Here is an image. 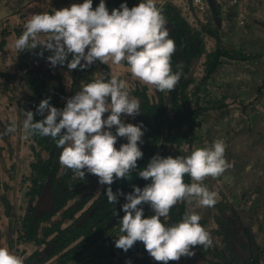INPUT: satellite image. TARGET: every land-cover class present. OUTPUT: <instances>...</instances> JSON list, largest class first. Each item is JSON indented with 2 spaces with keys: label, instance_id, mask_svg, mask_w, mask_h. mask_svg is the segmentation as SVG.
Segmentation results:
<instances>
[{
  "label": "clouds",
  "instance_id": "1",
  "mask_svg": "<svg viewBox=\"0 0 264 264\" xmlns=\"http://www.w3.org/2000/svg\"><path fill=\"white\" fill-rule=\"evenodd\" d=\"M38 46L52 53L47 60L53 67L66 63L69 70H84L96 61L126 63L132 76L159 92L173 91L182 74V64L173 71L172 57L177 46L169 38L167 20L156 0H140L131 8L122 3L111 12L104 0L95 9L92 0H83L51 13H34L14 41V48L23 52ZM139 113L140 101L130 95L126 80L96 73L91 82L66 100L62 109L45 98L35 113L25 111L22 129L25 138L51 137L61 149L60 164L80 179L87 172L97 176L100 185H108L105 195L110 204L124 196L127 202L121 206L124 215L120 218V235L114 242L116 248L127 252L139 241L155 261L168 264L182 256L191 257V249L197 245L210 247L212 239L195 212L185 213L171 225L161 218H167L171 208L181 201L214 206L218 194L203 181L219 177L232 165L225 158L224 142L217 139L187 156L154 155L137 173L150 183L143 188L134 185L128 194L119 189L113 193L110 186L116 179L127 178L143 157L138 146V142L142 143L143 126L121 120L122 114L134 117ZM35 115L43 118L36 120ZM14 130L15 125L7 129ZM118 137L127 140L119 149L115 147ZM185 175L191 183L184 182ZM142 204H149L154 214L145 217ZM0 264L24 262L0 246Z\"/></svg>",
  "mask_w": 264,
  "mask_h": 264
},
{
  "label": "trees",
  "instance_id": "2",
  "mask_svg": "<svg viewBox=\"0 0 264 264\" xmlns=\"http://www.w3.org/2000/svg\"><path fill=\"white\" fill-rule=\"evenodd\" d=\"M99 2L100 0H92L94 9ZM104 2L111 12L113 8L119 9L122 3L131 8L140 0H104ZM161 9L167 20L169 38L173 39L177 46L176 53L172 57V68L175 72L177 66L182 64V74L173 91L159 92L154 88L156 99H151L147 95L145 86H135L132 89L133 97L140 101V113L124 122L143 126L142 143L138 142L143 157L137 161V169L127 178L115 180L110 186L113 193H116L118 189L124 194L131 193L133 186L142 179L138 176V171L146 167L154 155L167 157L170 153L176 152L180 156H186L195 149L198 140L205 139L204 134L197 128L201 123L199 119L202 115L201 111L223 108L225 104L221 101H217L216 104L211 99L204 100L201 96L206 92L203 84H206L220 70L223 62L244 59L242 52L227 48L221 43H217L213 50L205 48L201 32L191 29L175 5L167 3ZM205 33L215 34L211 29H206ZM41 52L43 55L39 54ZM27 53L28 49L20 52L19 67L22 69L27 68L28 63L33 64L37 60L40 62L47 58L45 50L36 48L31 50L28 61H25L23 57ZM202 57L203 73L199 80L194 82L195 78L190 74V68L194 66L197 59ZM97 69L98 66L93 63L84 70L79 68L71 70L72 83L69 92L65 91L58 73L51 74L47 70L43 75L40 72L28 70L29 94L25 102L27 110L35 113L36 107L45 98H50L52 106L62 109L68 98L80 90L84 84L91 82ZM100 69L105 75L106 66L100 63ZM238 100L241 107L243 101L241 98ZM105 115L107 116V113ZM42 118L39 115L34 116L36 120ZM230 125L223 130L231 132ZM112 131L115 132V126ZM32 138L34 145L31 149L34 159L29 164L28 175L24 177V180H28L29 183L26 192L29 204L21 214L12 215V231L16 232L17 237L15 239L10 237V246H13L15 242L32 241L37 245H43L41 249L27 256L23 261L24 264H43L51 259L54 264H110L111 256L114 255L115 239L120 235V219L109 228H106V223L126 202L124 196H119L117 203L110 204L105 195V189L109 186L104 185L100 193L94 197L97 176L87 173L84 179H80L72 170L60 164L61 149L56 146L51 137L34 135ZM118 138L120 145L127 143L126 138ZM200 147H204L203 144H200ZM227 161L231 164L229 159ZM223 175L224 173L216 178H222ZM214 180L210 177L209 183ZM150 182V180H144L141 188ZM184 182L191 183L192 180L185 175ZM219 194L220 199L217 202L229 205L226 194L223 191H219ZM140 207L143 208L145 217L154 214L149 204H142ZM186 207L188 206L184 201L178 202L171 208L167 218H161L162 222L167 225L179 222L188 212ZM231 208V213L226 218L225 230L221 231L219 228L214 230L218 236L225 237V245L218 250L217 247L202 246L199 247L201 251L196 253L199 254V258L204 256V264H264L261 240L254 238L262 233L261 220H257L259 223L253 226L251 221H247L248 217L245 215V218L243 217L242 208ZM57 213L61 214V218L50 221ZM64 218L71 219L66 226H62ZM107 240L105 247L104 242ZM127 253L132 257L128 264H160L148 254L143 243L139 241L135 242ZM230 253L232 256L229 255ZM227 255H229L228 259ZM183 258L182 256L179 261H169L168 264H180Z\"/></svg>",
  "mask_w": 264,
  "mask_h": 264
},
{
  "label": "crops",
  "instance_id": "3",
  "mask_svg": "<svg viewBox=\"0 0 264 264\" xmlns=\"http://www.w3.org/2000/svg\"><path fill=\"white\" fill-rule=\"evenodd\" d=\"M11 1L12 0H0V6ZM188 1H186V3ZM73 3H83V0H32L17 13L0 21V246L8 248L12 254L21 257L23 261L35 250L41 249L43 245H35V242L32 241L23 243L15 242L13 246H9V242L7 240L9 238L8 236L13 237L14 239L17 237L16 233L14 234L10 228L13 220L12 215L21 214L26 210L29 204V197L26 195L29 183L28 180H24V177L28 175L29 164L34 159V153L31 149V146L34 145L33 138L32 136L25 138V134L22 129V123L25 119L24 113L25 111H28L25 105L29 94L25 84V78L28 76V69L26 70L19 67L21 57L20 52H17L14 48V41L22 34L24 24L31 18L32 14L40 12L51 13L53 9L59 10L61 8L69 7ZM183 4L184 2L181 1L180 3L175 2L173 5L179 9L181 17H184L188 24L191 25L194 22L193 20L198 19V16L196 17V13L193 9H185L182 7ZM163 5L159 6L158 4L157 7H162ZM230 9L231 13H234L235 20L237 22L236 18L239 16L237 8L231 6ZM247 18L250 20L248 22L249 26L247 25L248 28L245 32L248 34V37L251 36V38H253L255 43L252 39L246 38L245 44L250 42L253 43V45L255 44V47L262 49L264 47V0H254L249 4V13L244 17L245 22ZM223 24L224 28H222V30H226L225 33H227L230 28H226V21ZM245 24H242V26ZM204 34L205 36L203 38L205 45L208 48L214 46L215 43L214 38L211 37L212 35L207 33ZM37 48L43 49L42 46H38ZM45 51L47 52V57L52 54L47 50ZM255 51H257V49H255ZM258 59L261 61L260 66L262 67L259 70H254L255 72H259V75L264 78V62H262L263 57H258ZM245 60L246 59L242 58L241 60L233 59L223 62L220 69H224V72L227 74V72H229L227 71L228 68H234V66L237 67L235 63L239 62H242L243 66L248 68ZM95 63L97 62H94V64ZM104 65L106 66V69H108V76L116 75L122 79L126 78L128 85L129 83L137 80L134 76L133 78L128 77L131 72L125 63L115 65L109 62ZM40 66H43L44 68ZM97 66L98 69L95 74H103L100 66ZM33 67L35 73L40 72L43 75L48 68H50L48 70L51 74L58 73L61 76V83L64 86L65 91H70L72 72L67 68L66 63L65 66L57 65L53 67L46 58L42 59L40 62L37 60L36 63L31 65L30 69L32 70ZM255 67H257V65H255ZM238 70L243 71L240 67ZM240 73L241 72L237 73L235 78H238ZM217 74H220V71L212 76L211 82L215 79ZM222 77H224V75H222ZM262 85L263 83L258 85L261 86L259 88L260 91L263 89ZM144 86L147 89V95H149L150 98L151 94L154 96V87L147 84H144ZM247 89L249 88L247 87ZM214 92L224 93L221 87L216 89ZM252 95L254 94L252 93ZM61 100L64 101V99ZM168 112L171 113V110L168 109ZM13 125H15V130L8 132L7 129ZM201 133L203 132L201 131ZM246 138L247 139L242 142L245 143L244 146H237V150L233 149V145L231 147L229 145L230 148H228L229 151H227L226 154L228 159L231 161L232 166L231 169L229 168L226 172H224L222 178H218V181L223 185L221 191H223L228 198L244 197V189H246V186L242 183L241 179V165L244 164L248 168H250L251 164L255 166V171L250 170L248 173L251 178L257 177L258 179L259 175L264 174V160L262 159V157L264 158V141L257 144L256 140L252 141L251 139L253 138L248 137V135ZM236 142L238 141L236 140ZM239 142L241 143L240 140ZM235 162L240 165L234 166ZM213 182L215 184L217 181L214 180ZM261 185L263 187V181L262 184L259 185H250L249 189L254 190V193H257L262 189ZM213 186L209 190L215 191ZM103 187L104 185H100L98 183L94 192V197L100 193ZM229 189H233V195L230 193ZM262 202L263 200L259 202L260 206H262ZM56 218H61V214L57 213L50 221H53ZM70 222L71 220L66 219L62 222V226H66ZM43 264H54V262L52 259L44 262Z\"/></svg>",
  "mask_w": 264,
  "mask_h": 264
},
{
  "label": "rangeland",
  "instance_id": "4",
  "mask_svg": "<svg viewBox=\"0 0 264 264\" xmlns=\"http://www.w3.org/2000/svg\"><path fill=\"white\" fill-rule=\"evenodd\" d=\"M230 10L231 9L227 10L224 14L219 13L215 15L216 13H212L207 18H204L196 13L195 15L196 17L198 16V19L193 20L194 21L192 23L193 26L192 24L190 25L191 29H193L194 31L201 32V35H203V37L205 36L204 33L206 32V29H209V30L211 29V31L216 34V36L215 34L211 36L214 38V43H215L214 46L208 48L205 45V48L213 50L217 43H221L223 46H226L227 48H233L235 50L242 52L244 54L243 55L244 59H246L245 60L246 65H248V68H247L243 66L242 62L235 63L237 67L234 66V68H228L227 71L229 72H227V74L226 72H224V69H220L219 70L220 74H217L215 76V79L212 80V82L210 78L206 84H203L204 91L206 92L201 95L202 98H204V100L211 99L216 104L218 103L217 101H221V103H224L225 106L223 107L224 109L220 107V108H211L208 110L201 111L202 115L201 117H199V119H201V123L197 128L203 132L202 134H204L205 139H202V140L200 139L197 142L195 148L200 147V144H203L204 147L210 146L215 140L220 139L225 144L226 152L229 151L228 148H230L232 145H233V149L237 150L238 149L237 146H244L245 143H242V142L245 139H247L246 138L247 135L248 137L253 138L251 139L252 141L256 140L257 144L264 141V78H262L259 75V72H255L254 70V69L259 70L262 67L260 66L261 61H259L258 57H263L262 62H264V47L262 49L259 47L257 48L255 47V44L253 45V43H250V42L245 44L246 38H250L253 40V38H251V36L248 37V34H246L245 32V30L249 26L248 22L250 19L247 18L246 22L244 20V22L248 24L243 23L245 25L242 26V24H239L238 22V17L236 18L237 19V22H236L235 15L234 13H231ZM225 21L227 23L226 28H230V30L227 31V33H225L226 30H222V28H224L223 23ZM255 49H257V51H255ZM30 53H31V50H28V53L26 54V56L23 57L25 61H28V56H29L28 54ZM236 60H241V59H236ZM96 62L97 63L95 64L100 66V63H98V61ZM202 62H203V57L200 59H197V61H195L194 66L190 68V74L193 75L195 78L194 82H197L199 80L200 75L203 73L202 71L203 67H201ZM31 65L32 63H28V67L25 69L30 70ZM255 65H257V67H255ZM239 67L243 71H239L238 70ZM105 70H106L105 76L106 75L108 76V69H105ZM32 71L35 72L34 67L32 68ZM239 72L241 73L238 75V78H235V75ZM263 72H264V69H263ZM222 75H224V77H222ZM28 76H29V73H28ZM28 76L25 78L26 87H27ZM128 77L133 78L131 73H129ZM122 80L127 81L126 78H123ZM260 83H263L262 85L263 89L261 91L259 90L261 86H258ZM135 86L136 87L144 86V84H142L138 80H136L135 82L129 83L128 90L131 96H133L132 89ZM219 87H221L224 93L214 92ZM247 87L249 89H247ZM252 93L254 95H252ZM239 97L243 101V104L241 107H239V100H236V99H240ZM151 99H156V93L154 94V96L151 94ZM129 117L130 116L122 114L121 120L124 122L127 119H130ZM227 125H230L231 132H226L225 130H223ZM114 133L115 132H113V134ZM236 140L238 142H236ZM239 140L241 141V143L239 142ZM119 147H120V143H119V138H118L117 143H116V148L119 149ZM226 152L224 155H225V158L228 160ZM170 156L176 157L178 156V154L174 152V153H170ZM262 159L264 160L263 157ZM235 165L239 166L240 164H237L235 162L234 166ZM250 170L255 171V166H253V164H251L250 168H248L244 164L241 165V171H240L242 174L241 179H242V183L246 186V189H244V197H231V198L226 197L229 205L225 203L220 204L216 202V206L214 205L212 207H204V206L198 205V203H196L195 201L191 203L187 201H184V202L188 206L186 207V210L188 212H195L200 215L201 220L199 223H201V225L211 235L212 245L210 247H213V248L217 247V250L225 245V237L222 235L218 236L217 234L214 233V230L218 228L221 231L225 230V225L227 221L226 218H227V215L231 213V209H232L231 207H234V208L241 207L243 209L241 210L243 217L244 215L248 217L247 221H251L253 226H256L259 223L257 222V220L260 219L263 225L262 233L261 235L254 236V238H257L258 241L261 240V245H262L261 253L264 256V185L263 187L261 185L262 189L257 193H254V190L249 189L250 185H259V184H262V181L264 183V174L259 175L258 179L257 177L251 178L248 175ZM85 176H87V172ZM215 180L217 181L215 184L213 181L212 183H209L210 177H207L203 182L205 181L207 182L204 184L209 189H211V187L214 185L213 187L215 188V192L218 194L217 200H219L220 199L219 191L222 190L223 185L218 181V178H216ZM97 186H98V178H97V182H96V186L93 191V194ZM229 191L233 195V192H234L233 189L231 190L229 189ZM259 197L263 200L262 206L259 205V202L262 201ZM66 219L68 218H64L62 220L64 221ZM10 228L12 229V223L10 225ZM13 233L15 234L16 232H13ZM8 237L9 238L7 240L10 246V243H11L10 236ZM220 239H223V240H220ZM107 243H108V240L104 242L105 247ZM35 245L37 244L35 243ZM199 247H202V246L197 245L193 247L191 250L194 252V255H192L191 257L183 256L184 258L181 260L180 264H204V256L202 258H199V254L196 253L198 251H201L199 250ZM229 255L232 256V253H230ZM229 255H227V259L229 258L228 257ZM195 258H197V260H195ZM131 259L132 257L130 254H128L127 252L119 248L114 247V255L111 256V261H109V263L110 264H128ZM83 264H88V263H83Z\"/></svg>",
  "mask_w": 264,
  "mask_h": 264
},
{
  "label": "built area",
  "instance_id": "5",
  "mask_svg": "<svg viewBox=\"0 0 264 264\" xmlns=\"http://www.w3.org/2000/svg\"><path fill=\"white\" fill-rule=\"evenodd\" d=\"M181 1L184 2L182 7H184L185 9H193L195 13L204 18L209 17L213 13L214 6V10L218 9V11L216 12H219L220 14H224L227 10L230 9L231 6H234L238 10L239 24H243L245 15L249 13V4L254 0H156V4H159V6H161L164 3L174 4L175 2L180 3ZM186 1L188 2L186 3Z\"/></svg>",
  "mask_w": 264,
  "mask_h": 264
},
{
  "label": "water",
  "instance_id": "6",
  "mask_svg": "<svg viewBox=\"0 0 264 264\" xmlns=\"http://www.w3.org/2000/svg\"><path fill=\"white\" fill-rule=\"evenodd\" d=\"M32 0H12L11 2L0 6V21L9 17L10 15H13L20 11L23 7H25L28 3H30ZM215 7V6H214ZM213 7V13H216ZM217 15V14H215ZM144 182V179H141L136 186L142 187ZM127 202V201H126ZM125 202V203H126ZM124 215L121 208L117 211V215L115 214L107 223L106 228H109L111 225H113L116 221H118L122 216Z\"/></svg>",
  "mask_w": 264,
  "mask_h": 264
}]
</instances>
